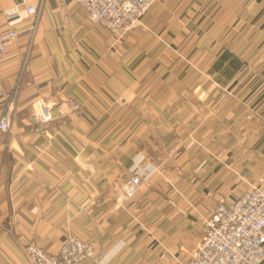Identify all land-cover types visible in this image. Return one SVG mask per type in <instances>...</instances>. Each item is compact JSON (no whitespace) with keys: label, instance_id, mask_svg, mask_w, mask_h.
<instances>
[{"label":"crops","instance_id":"crops-1","mask_svg":"<svg viewBox=\"0 0 264 264\" xmlns=\"http://www.w3.org/2000/svg\"><path fill=\"white\" fill-rule=\"evenodd\" d=\"M21 1L0 0V31L31 23L25 6L3 13ZM25 49L22 36L0 61V114L3 91L20 83L0 138V264H33L27 244L57 253L68 234L95 246L82 264L186 261L219 202L264 184V78L241 81L264 74V0H156L120 39L76 0H44L19 80ZM225 52L247 61L231 80L256 114L235 101L232 114H137L179 101L219 112ZM58 97L80 110L41 127L36 101ZM137 154L161 173L127 200Z\"/></svg>","mask_w":264,"mask_h":264},{"label":"built area","instance_id":"built-area-1","mask_svg":"<svg viewBox=\"0 0 264 264\" xmlns=\"http://www.w3.org/2000/svg\"><path fill=\"white\" fill-rule=\"evenodd\" d=\"M88 12L89 18L109 29L115 36L122 37L131 31L135 22L144 16L156 0H76ZM44 0L30 4L22 0L5 11L6 17H14L19 9H25L31 23L24 29L8 28L0 31V61L22 36L26 37V51L21 67L27 69ZM18 86L5 92L6 114L0 119V137L10 129L11 111L15 108ZM56 102L41 104V112L35 114V122L44 127L56 115ZM145 159L137 157L133 174L122 186L127 200L132 199L141 188L150 182L155 169L146 165ZM27 254L34 264H82L93 258V244L77 236L67 237L56 254H50L38 246H29ZM172 264H264V184H250L237 200L219 202L213 213L205 220L203 237L186 261Z\"/></svg>","mask_w":264,"mask_h":264},{"label":"rangeland","instance_id":"rangeland-1","mask_svg":"<svg viewBox=\"0 0 264 264\" xmlns=\"http://www.w3.org/2000/svg\"><path fill=\"white\" fill-rule=\"evenodd\" d=\"M3 13H5V11L3 12ZM117 37V39H120L121 37H118V36H116ZM25 51H26V49H25ZM238 58V57H237ZM4 59V58H3ZM2 59V60H3ZM22 59H23V57H22ZM241 62H242V65H241V67L239 68V69H244L245 67H246V65L248 64L247 63V61H243V60H241ZM29 63V62H28ZM22 64V63H21ZM27 69H24V68H22L21 66H20V78H19V80L21 79V77H22V74H24L25 73V71H26ZM238 71V70H237ZM232 72V71H231ZM225 74V76H224V78H225V80H227L226 81V85L225 86H223V87H221V88H219V90L221 91V92H223L224 93V99L222 100V103L220 104V109H219V112H217L216 111V106H217V104H216V102H209V103H197V102H194V101H192V102H181V101H179V102H170V103H159L158 105L159 106H157L156 104H152L153 106H149V111H146V110H144V113H142V112H140V110H139V113H137V114H232V102L233 101H235V107H236V103H240L241 104V106H240V114H256V111H253L254 109L248 104V102H245L246 100H244V101H240V102H238V92H239V90H238V84H237V86H236V84H232V76H229L228 74H226V73H224ZM241 81H243V82H246L248 79H250L251 80V78L253 77V78H264V74L263 73H260L259 74V72H256V71H254V70H252V71H246V73L244 72V71H242V73H241ZM18 86V93H17V97H16V100H15V108L11 111V118H10V128H11V121H12V116H13V114L16 112V108H17V104H18V99H19V97H20V83L18 82L15 86H14V88H16ZM14 88H12V89H10V90H7V91H3V99H4V101H5V96H4V93L5 92H8V91H11V90H13ZM186 94V93H185ZM188 94H190V93H187V95H185L186 97H188V99L189 98H191L192 96L191 95H188ZM115 99V101H116V103H121V101H122V97L121 96H116V98H114ZM49 101H53V102H56V104H57V107H59L58 108V110L56 111V114H69L70 112H75V110H77V111H79L80 110V108H81V106L79 105V103L78 102H76L75 100H73V99H71V98H68V97H65V98H60V97H58V98H55V100H52V99H43V98H40V99H38L37 101H36V103H35V105H34V120H35V114H37V113H39V112H41V110H40V106H41V104H46V102H49ZM3 105H4V108H3V110H2V112H1V114H0V119L3 117V115H5L6 114V112H7V110H6V108H5V102H3ZM137 106H141V105H137ZM62 107V108H61ZM140 109V108H139ZM257 110V109H256ZM158 113H157V112ZM174 111L176 112V113H174ZM258 111V110H257ZM260 112H258V114H259ZM55 117H56V115H55ZM55 117H54V119H55ZM54 119H52V120H54ZM51 120V121H52ZM47 125V124H46ZM45 125V126H46ZM44 126V127H45ZM9 131H10V129H9ZM5 133H7V132H5ZM5 133H3L2 135H1V137L5 134ZM0 137V138H1ZM194 140V139H193ZM137 157H140V158H144V159H146L144 156H140V154H137L134 158H133V162H132V164H131V166H130V172H131V175L133 174V169H132V166H133V164H134V162L136 161V158ZM147 160V159H146ZM145 160V162L144 163H146V165H151V166H153L154 167V169H155V173L153 174V176H152V178L154 177V175H156V174H159V173H161V169H160V167L158 166V165H156V163L155 162H153V161H150V160H148V162ZM150 161V162H149ZM131 175H130V177H131ZM129 177V178H130ZM152 178L150 179V181L152 180ZM129 180V179H128ZM127 180V181H128ZM126 181V182H127ZM125 184V183H124ZM250 183H248L247 184V186L249 185ZM123 186V185H122ZM121 189H122V187H121ZM72 235H74V236H77V237H79L80 239H82V240H84V241H86V242H88V243H91V244H93L92 242H90V241H87V240H85V239H83L81 236H79V235H76V234H68L67 235V237H70V236H72ZM66 237V238H67ZM64 242V241H63ZM63 244V243H62ZM61 244V245H62ZM32 245H36V246H38V247H40V248H42V249H44L43 247H41V246H39V245H37L36 243H29V244H27L24 248H25V252H26V254H27V248L29 247V246H32ZM61 245H60V247H61ZM93 246H94V244H93ZM60 247H59V249H60ZM95 247V246H94ZM46 252H48L46 249H44ZM96 250V249H95ZM59 251V250H58ZM48 253H50V252H48ZM50 254H56V253H50ZM27 256H28V254H27ZM29 257V256H28ZM31 260V259H30ZM31 262L33 263V261L31 260ZM34 264V263H33ZM103 264H105V263H103Z\"/></svg>","mask_w":264,"mask_h":264},{"label":"trees","instance_id":"trees-1","mask_svg":"<svg viewBox=\"0 0 264 264\" xmlns=\"http://www.w3.org/2000/svg\"><path fill=\"white\" fill-rule=\"evenodd\" d=\"M220 64H224L227 63V67L224 71V73L228 74L229 76H232V72H236L242 65V62L239 58H237L236 56L232 55L230 52H225L222 57L220 58L219 61Z\"/></svg>","mask_w":264,"mask_h":264}]
</instances>
